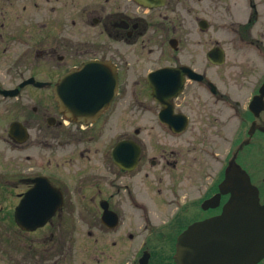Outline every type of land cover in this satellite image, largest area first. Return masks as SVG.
<instances>
[{
    "label": "flooded vegetation",
    "instance_id": "obj_1",
    "mask_svg": "<svg viewBox=\"0 0 264 264\" xmlns=\"http://www.w3.org/2000/svg\"><path fill=\"white\" fill-rule=\"evenodd\" d=\"M92 62L79 117L55 90ZM233 166L264 205V0H0V264H179Z\"/></svg>",
    "mask_w": 264,
    "mask_h": 264
},
{
    "label": "water",
    "instance_id": "obj_2",
    "mask_svg": "<svg viewBox=\"0 0 264 264\" xmlns=\"http://www.w3.org/2000/svg\"><path fill=\"white\" fill-rule=\"evenodd\" d=\"M105 74L98 64L88 63L66 75L56 91L66 90L70 103L79 105V109L73 110L74 115L93 112L106 104L104 93L116 87V79ZM220 193L230 194L221 214L188 227L179 236V264H227V260H230L228 264H255L264 258V205L259 202L257 188L251 185L245 173L233 166L220 185ZM217 204L218 200L212 207ZM55 209L53 206L47 214L37 216L35 224L26 222L21 226L25 229L41 227ZM195 237L200 239L194 245Z\"/></svg>",
    "mask_w": 264,
    "mask_h": 264
},
{
    "label": "rangeland",
    "instance_id": "obj_3",
    "mask_svg": "<svg viewBox=\"0 0 264 264\" xmlns=\"http://www.w3.org/2000/svg\"><path fill=\"white\" fill-rule=\"evenodd\" d=\"M123 117V116H122ZM230 140H228V143H227V145H226V149H228L229 147H230ZM242 163H243V166L244 167H255L256 166V164H254L252 161H250V160H247V159H244V160H242ZM253 180L255 181L256 180V178H253ZM262 200H263V198H262ZM43 231H41L40 233H38L37 234V238L38 239H40V238H42L43 236ZM80 239H83V237H79V241H82V240H80ZM21 241V240H20ZM37 247H42L41 245H37Z\"/></svg>",
    "mask_w": 264,
    "mask_h": 264
}]
</instances>
